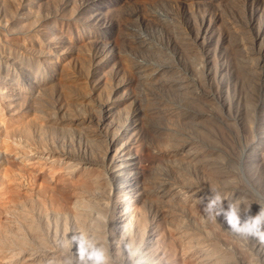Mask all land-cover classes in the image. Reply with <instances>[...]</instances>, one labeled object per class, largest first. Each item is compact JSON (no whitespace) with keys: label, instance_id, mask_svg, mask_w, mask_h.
Wrapping results in <instances>:
<instances>
[{"label":"rangeland","instance_id":"374dc122","mask_svg":"<svg viewBox=\"0 0 264 264\" xmlns=\"http://www.w3.org/2000/svg\"><path fill=\"white\" fill-rule=\"evenodd\" d=\"M259 212L264 0H0V264H76L87 226L133 260L264 264Z\"/></svg>","mask_w":264,"mask_h":264},{"label":"bare ground","instance_id":"6f19581e","mask_svg":"<svg viewBox=\"0 0 264 264\" xmlns=\"http://www.w3.org/2000/svg\"><path fill=\"white\" fill-rule=\"evenodd\" d=\"M230 182V181H229ZM227 183H228V181H227ZM103 181H102V178L101 177H95V178H93V179H91V180H89V186L91 187V188H94V190L95 191H98V192H100L99 190L100 189H102L103 188ZM105 190V189H104ZM97 199V198H96ZM98 200V199H97ZM97 200H95L94 198H88V197H86V196H81V197H78L77 199H76V202H74V206L72 207L73 208V211L75 212V216L79 219V221L78 222H82L83 224H89V225H93V219L90 217L91 215H92V212H94L93 211V209L96 207V206H98V205H101V203H99ZM101 200V199H100ZM99 200V201H100ZM102 200H104V199H102ZM104 201H106V200H104ZM104 201H102L103 203H104ZM102 203V204H103ZM107 203V202H106ZM104 205V204H103ZM107 205V204H106ZM100 207V206H99ZM102 207V206H101ZM19 211V210H18ZM20 213H23L22 211H19ZM126 213V212H125ZM94 214V213H93ZM131 214V213H130ZM95 215V214H94ZM172 215V214H171ZM98 217V219H99V216H97ZM172 217V216H171ZM171 217H170V219H171ZM166 218H168V217H166ZM95 221V220H94ZM100 221V220H99ZM141 221V220H140ZM98 222V221H97ZM27 226H28V230L30 231V233H32V234H34L36 237H35V239H36V241L38 242V244H36V245H39V246H43V245H45L46 243L44 242L45 240H44V236H42V234H40L39 232H38V228H36L35 226H34V224L32 223V222H30V221H28V220H26L25 219V222H24ZM98 223H100V222H98ZM97 223V224H98ZM9 224V223H8ZM78 224V223H77ZM168 224H170V223H168ZM96 225V224H95ZM11 228H14V229H16V230H19V228L16 226V224H12L11 222H10V225H9ZM83 226H85V225H82V228H85V227H83ZM97 227H98V225H96ZM95 226V227H96ZM79 227H80V225H79ZM169 227V226H168ZM82 228H81V230H82ZM87 229L88 228H90V229H88V231L89 230H91V228H92V226L91 227H89V226H87L86 227ZM83 229L81 232H84L85 233V231H87V229ZM80 229V228H79ZM94 230V229H93ZM93 230H91V231H93ZM80 231V230H79ZM95 231V230H94ZM97 231V230H96ZM98 232V231H97ZM88 233V235L89 234H92L93 235V233H90V232H87ZM95 233V232H94ZM86 234V233H85ZM141 234H143V233H141ZM8 235V234H7ZM87 235V234H86ZM87 235V236H88ZM96 235V234H95ZM12 237V239H15L16 241H18L19 243H21V245H23V246H26L27 245V243L25 242V239L24 240H22L21 238L20 239H18V238H14L13 236H11ZM98 237H99V234H98ZM103 237V236H102ZM198 237V236H197ZM93 238V237H92ZM94 238H95V236H94ZM186 238V237H185ZM11 239V240H12ZM90 239H91V236H90ZM99 239H101L100 237H99ZM99 239L98 238H96L95 240H93L98 246H100V247H102L103 248V243H104V245H105V242L103 241V243L101 242V241H99ZM180 240V239H179ZM182 240V239H181ZM180 240V241H181ZM183 241V240H182ZM64 243H66L65 242V240H64ZM56 244H58V243H56ZM68 244V243H67ZM29 245H31V244H29ZM64 245V244H63ZM35 246V245H34ZM59 245H57L56 247H58ZM66 246V245H65ZM108 249H112L113 251H114V257H115V259H116V261L114 260V259H110L109 257H108V264H124V261L125 260H127L128 261V264H129V257H128V254L127 253H124L123 252V250L121 249V248H119V249H117L116 250V248L115 247H117V246H113L112 244H109V243H107L106 242V245H105ZM54 248V247H53ZM62 248H63V246H62ZM57 249H59V248H57ZM70 248L68 247V250H69ZM104 250H105V248H103ZM56 250V249H55ZM63 250V249H62ZM74 250V249H73ZM150 252H151V255H150V257L152 256H154V254L152 253V251L151 250H149ZM155 251H158V249L157 250H155ZM154 251V252H155ZM73 252V251H72ZM76 252V251H75ZM74 252V253H75ZM105 252H106V250H105ZM68 253H69V251H68ZM167 253V252H166ZM107 254V253H106ZM156 254V253H155ZM168 255V254H167ZM61 257L59 258V259H54V260H48V261H43V260H40L37 264H50V262H51V264H64V260L65 259H63L62 260V255H60ZM108 256V255H107ZM132 256H135V255H132ZM147 256V255H146ZM159 256V258L161 257V256H163V255H158ZM157 257V256H156ZM143 258V257H142ZM144 258H146V259H144V260H133V258H131V262H130V264H152L151 262L149 263V259L147 258V257H144ZM158 258V259H159ZM230 258V257H229ZM140 259V258H139ZM151 259V258H150ZM156 259V258H155ZM157 259V260H158ZM162 259V258H161ZM225 260V259H224ZM189 261V260H188ZM61 262V263H60ZM191 262H192V260H191ZM193 262H195V261H193ZM233 263V262H232ZM231 263V264H232ZM191 264V263H190ZM193 264V263H192ZM195 264H202V262H200L199 260H197L196 261V263ZM234 264V263H233Z\"/></svg>","mask_w":264,"mask_h":264},{"label":"clouds","instance_id":"9594fccd","mask_svg":"<svg viewBox=\"0 0 264 264\" xmlns=\"http://www.w3.org/2000/svg\"><path fill=\"white\" fill-rule=\"evenodd\" d=\"M213 201L209 202L205 206V210L208 211ZM229 227L235 228L236 218L235 214L231 213L229 219L226 221ZM245 232L255 235V237L261 242L264 243V215L260 212L252 218V222L243 229ZM70 240L75 243L77 249L78 261L76 264H108V256L105 250L98 246L92 239H90L84 232L73 233ZM124 250L128 253L129 264L133 255L132 244L131 242H126L124 245ZM51 264V262H50ZM64 264H74V261L71 258H66Z\"/></svg>","mask_w":264,"mask_h":264}]
</instances>
